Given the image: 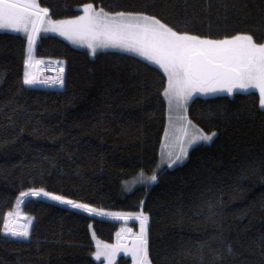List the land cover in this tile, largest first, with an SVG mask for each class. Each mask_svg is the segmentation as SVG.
Returning a JSON list of instances; mask_svg holds the SVG:
<instances>
[{
    "label": "trees",
    "instance_id": "trees-1",
    "mask_svg": "<svg viewBox=\"0 0 264 264\" xmlns=\"http://www.w3.org/2000/svg\"><path fill=\"white\" fill-rule=\"evenodd\" d=\"M38 2L55 19L93 3L110 12L145 11L178 31L210 38L247 32L264 41V0ZM27 45L22 33L0 30V264H100L93 231L114 243L118 232L140 230L132 217L88 212L43 193L19 196L29 189L106 213H147L152 264H264L258 90L195 96L188 116L216 136L194 145L185 162L159 167L167 124L161 68L124 51L93 56L47 34L38 36L36 53L66 60L64 85H25ZM155 171V182L125 189L126 180ZM17 210L31 218L27 239L3 232L7 212ZM117 264H132L131 258L121 255Z\"/></svg>",
    "mask_w": 264,
    "mask_h": 264
},
{
    "label": "snow or ice",
    "instance_id": "snow-or-ice-1",
    "mask_svg": "<svg viewBox=\"0 0 264 264\" xmlns=\"http://www.w3.org/2000/svg\"><path fill=\"white\" fill-rule=\"evenodd\" d=\"M0 29L23 32L27 37L26 68L23 75L25 85L52 83L64 85L63 68L52 80H40L31 71L42 61L34 58L36 40L41 32L52 31L67 37L73 43L86 44L93 56L97 49L118 48L135 53L145 60L158 65L166 74V86L162 95L167 101L169 129L179 125L180 135H174L175 147L168 152L169 166L182 163L188 149L198 142H211L216 132H205L187 117L188 103L196 93L205 95L219 91L233 93L236 89L254 88L259 91V105L264 108V41L247 32L225 35L219 39L178 31L174 25L149 15L145 11H105L92 3L83 5V15L65 20H53L49 9L41 7L37 0H0ZM60 63L59 61L57 62ZM191 128V131L189 129ZM169 133H165L167 139ZM141 178L144 173H140ZM155 182L158 177L153 172L145 178ZM45 196L74 208L129 218L136 215L140 220V231L134 234L132 243L124 245L117 233L115 244L97 245L93 255L104 256L112 264L120 251L132 256L133 264H152L148 246L147 213L139 214L106 213L103 209L68 199L63 195L45 192L43 189H29L21 192V198L29 195ZM23 201L17 200V209ZM21 213L8 211L3 222V232L12 237L27 239L30 236L31 218L20 226ZM131 232V229H127ZM229 251L231 248L229 247Z\"/></svg>",
    "mask_w": 264,
    "mask_h": 264
},
{
    "label": "rangeland",
    "instance_id": "rangeland-1",
    "mask_svg": "<svg viewBox=\"0 0 264 264\" xmlns=\"http://www.w3.org/2000/svg\"><path fill=\"white\" fill-rule=\"evenodd\" d=\"M87 4V3H86ZM93 4V3H92ZM95 5V4H94ZM82 8V12L79 14V15H83V6L81 7ZM97 8H99V7H97ZM105 11H107V10H105ZM110 12V11H109ZM79 15H77V16H79ZM52 17V16H51ZM73 17H76V16H73ZM73 17H67V18H61V19H55V18H53L54 20H65V19H71V18H73ZM8 31H12V30H9L8 29ZM12 32H16V31H12ZM23 35H25L26 36V34L25 33H23V32H21ZM55 34V35H58V36H61V37H63V38H65L66 40H68L71 44H73V45H75V46H78V47H85V48H87V49H89L88 47H87V45L86 44H78V43H73L71 40H69L67 37H65V36H62V35H60L58 32H49V31H44V30H41V32H40V34L39 35H47V34ZM212 39H219V38H212ZM90 50V49H89ZM101 50H118V51H124V52H127V51H125V50H123V49H118V48H105V49H97V52L98 51H101ZM90 52H91V50H90ZM128 53H131V52H128ZM131 54H134V55H136V56H138L137 54H135V53H131ZM138 57H140V56H138ZM140 58H142V59H144L145 60V58H143V57H140ZM147 61V60H146ZM149 62V61H148ZM151 63V62H150ZM153 64V63H152ZM155 65V64H154ZM157 67H159L158 65H156ZM160 68V67H159ZM37 67L35 66L34 68H32L31 69V71H33L34 73H36V75L38 76V79H39V73L41 72L40 71V68H39V71H37ZM65 69H66V66L64 67V74H63V78H64V75H65ZM37 72H39V73H37ZM43 73V72H42ZM47 78V77H46ZM45 78V79H46ZM52 84V83H51ZM51 84H49L50 86V88H62L63 86H60V85H57V84H54V85H51ZM54 86V87H53ZM248 90H258V89H254V88H249V89H247V90H245V89H236L234 92H236V91H248ZM233 92V93H234ZM233 93H231V94H233ZM209 96V95H212V94H208V95H205V94H202V93H196V94H194V96L192 97V99L195 97V96ZM191 99V100H192ZM190 100V101H191ZM190 101H189V103H188V106H189V104H190ZM187 117H188V119H190L192 122H193V124H195V125H197V126H199L200 128H202L200 125H198L195 121H193L189 116H188V108H187ZM203 129V128H202ZM205 132H212V131H207V130H205V129H203ZM189 131H191V128L189 129ZM166 132H168L169 133V135H168V137H167V139H166V137H165V133ZM173 132H174V135L175 136H179L180 135V132H179V125H177V127H176V129L175 130H171V129H169V124H168V110H167V124H166V128H165V133H164V136H163V141H162V145H161V152H160V161H159V167H161V166H163V165H168V163H167V155H168V152L170 151V150H172L174 147H175V144H174V136H173ZM215 132V131H214ZM215 137V136H214ZM214 137H213V139H214ZM199 143H205V142H198L197 144H199ZM206 143H208V142H206ZM196 145V144H195ZM194 146V145H193ZM192 146V147H193ZM191 147V148H192ZM191 148H189L188 149V154H189V151H190V149ZM188 158V155H187V157L183 160V162H185L186 161V159ZM182 162V163H183ZM179 164H181V163H177V164H174V165H171V166H176V165H179ZM144 173V177L146 178L147 176H150L151 174H149V173H145V172H143ZM155 174H156V171H155ZM157 175V174H156ZM145 178H141L140 177V174H138L137 176H134V177H132V178H130V179H128V180H126L125 181V189L127 190V191H131V190H133L135 187H137L138 185H141V184H147V183H152V182H148ZM130 217H132V218H135V219H137L136 218V215H131ZM121 218H123V217H121ZM123 219H125V218H123ZM138 221H139V223H140V220L139 219H137ZM27 222V219H26V217H24V216H20V223H21V225L20 226H22V224H24V223H26ZM127 231V229L126 230H123V232H126ZM140 231V230H139ZM139 231L137 232V233H139ZM133 236V235H132ZM131 236V237H132ZM93 237H94V241H95V244H96V251H97V245L98 244H100L101 246L103 245V244H105V243H107V244H115L116 242H108V241H105V240H103V239H101L100 237H98L96 234H95V232L93 231ZM130 237V238H131ZM125 239V237L123 238L122 237V240H124ZM132 243V239H131V241H130V244ZM126 245H129V244H126ZM95 251V252H96ZM121 255H125L126 257H130L131 258V263L133 264V259H132V256L129 254V253H127V252H125V251H120L117 255H116V257H115V259L113 260V262H112V264H117V262H118V260H119V257L121 256ZM96 258V257H95ZM97 259V258H96ZM99 262H100V264H108V260H107V258L106 257H104V256H101L100 257V259H97Z\"/></svg>",
    "mask_w": 264,
    "mask_h": 264
},
{
    "label": "crops",
    "instance_id": "crops-1",
    "mask_svg": "<svg viewBox=\"0 0 264 264\" xmlns=\"http://www.w3.org/2000/svg\"><path fill=\"white\" fill-rule=\"evenodd\" d=\"M38 2V0H37ZM39 3V2H38ZM49 17L51 19H53L50 15V11H49ZM54 20V19H53ZM0 30H3V31H8V29H0ZM49 32H52V31H49ZM21 33V32H20ZM50 34V33H49ZM28 46V45H27ZM27 58V57H26ZM34 58L36 60H39V61H42V63L36 65V67L38 68L37 71H39V68H40V73H39V79L40 80H45V78L47 77L49 80H52L53 78H55L58 74H59V69L60 68H63V72H64V67L66 66V60L64 59H58V58H44V57H39L37 56V53H36V44H35V50H34ZM51 59V60H50ZM56 59V60H55ZM60 62L59 64L57 62ZM43 68V69H42ZM43 72V73H42ZM64 73H62L63 75ZM51 78V79H50ZM49 84L51 83H44L43 85L44 86H50ZM53 85V84H52ZM122 237H125L124 240H122ZM130 232L126 231V232H123L119 239H120V242L124 245L126 244H130V241H131V238H130Z\"/></svg>",
    "mask_w": 264,
    "mask_h": 264
},
{
    "label": "built area",
    "instance_id": "built-area-1",
    "mask_svg": "<svg viewBox=\"0 0 264 264\" xmlns=\"http://www.w3.org/2000/svg\"><path fill=\"white\" fill-rule=\"evenodd\" d=\"M44 83H37V84H35V85H38V86H44L43 85ZM52 85V84H51ZM54 85V84H53ZM58 85V84H57ZM48 86V85H47ZM54 87V86H53Z\"/></svg>",
    "mask_w": 264,
    "mask_h": 264
},
{
    "label": "bare ground",
    "instance_id": "bare-ground-1",
    "mask_svg": "<svg viewBox=\"0 0 264 264\" xmlns=\"http://www.w3.org/2000/svg\"><path fill=\"white\" fill-rule=\"evenodd\" d=\"M20 225H21V223H20ZM23 225V224H22ZM124 238V237H123Z\"/></svg>",
    "mask_w": 264,
    "mask_h": 264
},
{
    "label": "water",
    "instance_id": "water-1",
    "mask_svg": "<svg viewBox=\"0 0 264 264\" xmlns=\"http://www.w3.org/2000/svg\"><path fill=\"white\" fill-rule=\"evenodd\" d=\"M36 86V85H35ZM222 92H225V91H222Z\"/></svg>",
    "mask_w": 264,
    "mask_h": 264
}]
</instances>
